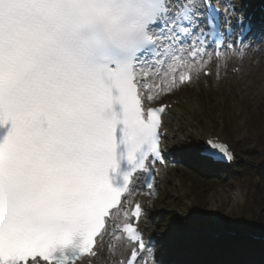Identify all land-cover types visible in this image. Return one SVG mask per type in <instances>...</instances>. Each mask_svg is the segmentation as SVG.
<instances>
[{
  "label": "snow or ice",
  "instance_id": "obj_1",
  "mask_svg": "<svg viewBox=\"0 0 264 264\" xmlns=\"http://www.w3.org/2000/svg\"><path fill=\"white\" fill-rule=\"evenodd\" d=\"M250 30L212 0H0V264H76L108 234L135 244L119 264H156L141 204L122 203L164 162L153 103ZM189 150L234 158L211 139Z\"/></svg>",
  "mask_w": 264,
  "mask_h": 264
},
{
  "label": "rangeland",
  "instance_id": "obj_2",
  "mask_svg": "<svg viewBox=\"0 0 264 264\" xmlns=\"http://www.w3.org/2000/svg\"><path fill=\"white\" fill-rule=\"evenodd\" d=\"M246 46L238 58L243 60L251 57L255 64L251 68H244L239 77L231 78L226 69L219 67V71L209 79L199 78L195 80L193 87H179L154 102L175 97L188 99L187 103L177 107L168 123L174 137L172 144L176 145L173 147L180 148L187 159L193 153L189 150L190 146H197L203 135H217L229 140L240 156L242 155L238 148L239 144L251 148L258 144L264 148V125L261 123V120H264V54L260 51L259 45L247 43ZM202 97L204 101L201 100ZM182 171L175 166L167 168L164 175L165 191L158 190L148 195L153 202L149 210L150 214L156 219L164 217L168 213L166 207L169 201L179 199L182 206L177 211L178 215L190 214L203 218L211 213L212 222L206 224V230L201 232L203 237L209 239L217 231L227 228L228 218L231 215L239 213L240 205L244 203L249 187L247 184H242L243 181L238 182L234 178H222V180L217 178V181L208 185L203 195L205 204L199 207L198 201H195L192 194L194 188L190 176L192 170ZM186 173L191 174L188 176ZM256 216L264 219V203L257 205ZM162 223L160 237H168L170 228L166 221ZM258 234L264 235L263 229L258 228ZM111 240L115 238L111 236ZM120 250L121 248L111 246L109 256L111 263ZM156 251L157 249L155 254ZM172 255L173 253L169 252L163 261H169ZM104 258L105 254L102 264L107 263Z\"/></svg>",
  "mask_w": 264,
  "mask_h": 264
},
{
  "label": "trees",
  "instance_id": "obj_3",
  "mask_svg": "<svg viewBox=\"0 0 264 264\" xmlns=\"http://www.w3.org/2000/svg\"><path fill=\"white\" fill-rule=\"evenodd\" d=\"M264 125V120H261ZM254 152L252 158L259 162L264 163V149ZM245 171L242 177L245 178V182L250 185V190L247 194L245 202L240 205L239 213L231 215L228 218L227 226L235 231H246L249 233L258 234V228L264 231V219L257 218L256 209L257 205L264 203V167L255 166L254 164H245ZM246 172V173H245ZM197 182H194L193 195L200 205L203 204V193L200 192L198 186L199 182L205 183L198 176ZM194 178V177H193ZM196 180V179H195ZM181 205V203H177ZM207 221H211V215L207 216ZM174 230L179 231L181 235H178L175 242L191 243L192 252L194 254L204 250L205 246L201 236L198 233L205 230L203 222L196 218H184L179 217L177 222H174ZM193 233H196L193 235ZM224 251L221 258L230 264H264V241H255L253 239L242 238L232 239L228 237L224 246ZM238 260V263L236 261Z\"/></svg>",
  "mask_w": 264,
  "mask_h": 264
},
{
  "label": "bare ground",
  "instance_id": "obj_4",
  "mask_svg": "<svg viewBox=\"0 0 264 264\" xmlns=\"http://www.w3.org/2000/svg\"><path fill=\"white\" fill-rule=\"evenodd\" d=\"M103 242H104V246H105L104 247L105 259L107 261H109L108 258L111 255V253H110L111 246H113L114 248H118L120 243H119L118 239H115L112 241L110 237L106 236V238H105V236H104L102 242L100 241V249L103 246ZM95 260H96V262H99L101 260V254L99 256H97Z\"/></svg>",
  "mask_w": 264,
  "mask_h": 264
}]
</instances>
